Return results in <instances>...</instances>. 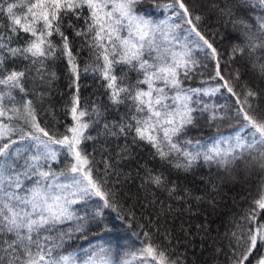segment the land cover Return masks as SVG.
<instances>
[{
    "label": "snow or ice",
    "instance_id": "1",
    "mask_svg": "<svg viewBox=\"0 0 264 264\" xmlns=\"http://www.w3.org/2000/svg\"><path fill=\"white\" fill-rule=\"evenodd\" d=\"M140 2L0 0V264H67L69 258L57 260L54 251L58 247L56 239L63 242L70 232L56 239L51 233L58 225L80 219L72 207L78 201L98 197L104 208L117 210L115 192L105 187L106 177L116 173L121 161L135 159L134 147L149 145L155 150L154 156L186 174L192 173L201 160L209 169L215 165V180L210 170L201 183L217 193V181L225 175L235 179L231 174L236 169L243 166L242 171L248 170L245 149L259 146V156L252 159L264 171V117L255 114L252 103L257 93L247 85L237 91L240 71H228L236 53L253 57L259 49L264 54V0H218L211 5L246 41L244 46H233L224 66L215 45L216 33L209 35L201 27L204 17L194 13L187 0H169L164 10L170 17L159 22L152 18L151 11L137 10ZM249 13L255 17V24L245 18ZM75 37L95 56L94 64L81 69ZM62 57L67 60L75 85L65 113L71 123L64 124L63 131L42 126L27 87L30 77L44 83L49 77L55 79L48 62ZM8 62L23 64V68L10 67ZM209 63L213 72L209 79L216 82L215 86H184ZM117 65L126 68L118 74ZM252 67L264 75V62H254ZM89 71L98 78L108 104L90 108L81 104L80 76ZM129 72L136 73L135 82L130 80ZM221 90L233 98L236 114L242 117L251 140L242 142L243 137L238 136L235 146L221 149L214 145L207 151H201L199 141L181 143L180 137L195 122L194 114L209 109L202 97ZM109 110L116 113L111 121L105 118ZM94 125H102L105 137L122 141L116 144L115 155L103 161L104 178L94 175L98 171L95 159L82 147L86 141L96 139L88 132ZM17 144H25L30 154L20 156L19 149L12 147ZM14 154L24 161L19 168ZM61 155L68 167L56 172L52 163H59ZM140 167L144 169L142 188L165 191L176 200L190 197L187 190L183 196L174 195L178 185L164 172ZM207 202L214 207L215 196L210 194ZM254 203L264 210V194ZM143 235L148 237L150 233ZM226 238L229 251L225 264H264L261 212L252 209L245 213L243 222L236 221ZM101 255L106 257L104 249L95 254L91 264H110L107 258L99 259ZM131 255L139 256V264H180L165 248L153 243H145L139 253Z\"/></svg>",
    "mask_w": 264,
    "mask_h": 264
},
{
    "label": "trees",
    "instance_id": "2",
    "mask_svg": "<svg viewBox=\"0 0 264 264\" xmlns=\"http://www.w3.org/2000/svg\"><path fill=\"white\" fill-rule=\"evenodd\" d=\"M168 2L169 0H141L137 5V10L141 13L144 10L151 11L152 18L157 21L164 15L170 17V13L164 10ZM187 2L194 13L204 17L201 27L208 30L209 35L213 32L216 33L215 45L219 49L222 57L221 64L224 66L232 54L233 46L236 44L244 46L246 43L244 36L211 6L218 0H187ZM245 18H251L253 24L256 22L251 13ZM74 39L77 62L81 69L84 65L94 64L95 56L89 52L87 47L81 46L79 37ZM199 58L203 61L202 53ZM254 62H264V54H261L259 49L253 57L236 53L235 59L231 61V69L228 71L239 69L241 79L236 81L237 91H240L242 85L253 89L257 93L252 101L253 107L256 109L255 114L258 117H264V75L252 67ZM8 63L10 67L23 68V64ZM48 63L50 70L56 73L55 79L49 77V82L44 83L30 77L27 87L42 126H55L63 131V125L71 123L70 117L65 113L68 102L75 92V85L71 80L66 58L50 60ZM121 68H126V66L117 65L118 74H120ZM212 74V66L209 63L208 68L198 71L194 78L186 80L184 86L187 88L215 86L216 82L209 79ZM31 75L35 76L36 74L33 72ZM128 75L130 80L135 82L136 73L129 72ZM79 84V96L84 107L108 104V98L104 95V90L100 88L98 78L91 71L81 72ZM202 99L209 105V109L203 112L197 111L194 114L195 122L180 137L181 143L185 140L203 142L245 126L242 117H238L236 114L233 98L225 91L221 90L214 96H203ZM123 111L124 107L121 106V113ZM105 118L111 121L116 118V113L109 110L105 114ZM88 132L96 139L86 141L82 147L95 159L98 171L94 175L104 178L103 161L110 155H115L116 144L122 143V141L117 142L105 137L102 125H94ZM245 132H248L246 128ZM2 142L0 141V143ZM12 147L19 149L20 156L30 154L25 144H17ZM258 147L244 151L245 157H248L247 171H242L243 166H241V169H236L231 174L236 177L235 179L225 175L222 181H217L218 193L207 184L201 183L202 178L210 170L215 180V165L209 169L201 160L192 173L186 174L154 156L155 150L149 145L143 144L134 147L135 159L121 161L117 165L116 173H109L106 177L105 187L115 192V199L118 202L117 210L104 208L103 202L98 197H92L79 205L74 204L73 209L80 219L58 225L57 230L51 233L53 239H56L62 233L70 232V237L64 236L63 242L56 239L58 247L55 248L54 257L59 260L86 245L91 252L95 250V247L88 246V242L90 240L96 242L95 240L98 238L101 239V246H105L104 241L112 246L111 243L114 239L120 237L122 240L137 245V247H133V253H139V249L144 247L145 243H153L165 248L168 255L173 259H178L180 264H225L226 254L229 251L226 233H230L234 229L236 221L242 223L244 214L252 209L264 215V210H260L254 203L264 194V171L252 159V157L259 156ZM249 151H251V156H249ZM20 156L14 154L18 168L24 163ZM140 165H146L157 172H164L178 185L177 193L174 195L183 196L187 190L190 197L186 200H176L169 197L165 191L159 189L152 191L150 186L142 188L140 177L144 175V169ZM67 167L68 161L63 155L60 156L59 163H52V168L56 172L66 171ZM210 194L215 196L214 207L207 202ZM196 196H201L203 199L197 201ZM169 206L171 207L169 208ZM77 225H82V229H77ZM197 225L204 227L197 228ZM144 232H149L150 236H144ZM169 236L171 243H169ZM115 246L118 247L116 244ZM104 250L106 257L101 255L99 259L107 258L110 264H139V256L133 258L129 252L119 253L114 248L111 251L109 246H105ZM87 253L86 255L89 256L88 250ZM93 258L96 257H91V259Z\"/></svg>",
    "mask_w": 264,
    "mask_h": 264
},
{
    "label": "rangeland",
    "instance_id": "3",
    "mask_svg": "<svg viewBox=\"0 0 264 264\" xmlns=\"http://www.w3.org/2000/svg\"><path fill=\"white\" fill-rule=\"evenodd\" d=\"M169 19L168 16H163L161 17L159 20H155L156 22H159L161 20H166ZM244 130V132L242 133V131ZM243 137V141H250L251 137L248 135V132H245V126H241L239 128H237L236 130L232 131L231 133L225 134V135H218V136H214L208 140H205L203 142H200L201 145V150H209L211 149L214 145L217 147H220L221 149H227L230 145L231 146H235L236 143V139L237 137ZM86 200H81L78 201L76 203V205H79L80 203H84ZM73 207V205H72ZM105 235H108L107 233H105ZM119 235H124V234H119ZM96 242H94L93 240H90L88 242V246L91 247H95L93 251L90 252V249H88L86 246L84 247H80L79 249L75 250L74 252L65 255L67 256L69 259L67 261V264H91V261L94 259H91V257H95L94 254L95 253H99L101 249H104L105 246H109L111 247V251L116 250L124 253H128L131 254L133 253V247H137V245L131 243L130 241L127 240H122L120 237L118 239H114V241L111 243L112 246L110 244L107 243V241H104L105 246H101L100 242L101 239H97L95 240ZM117 245L118 247H114V245ZM87 250L89 251L90 255H86ZM140 250V249H139ZM84 254V255H83ZM111 254V253H110ZM139 258V257H138ZM140 259V258H139ZM61 264H64V262L62 261Z\"/></svg>",
    "mask_w": 264,
    "mask_h": 264
}]
</instances>
